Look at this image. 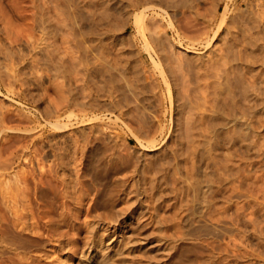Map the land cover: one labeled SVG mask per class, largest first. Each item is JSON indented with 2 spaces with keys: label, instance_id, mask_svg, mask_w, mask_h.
<instances>
[{
  "label": "rangeland",
  "instance_id": "rangeland-1",
  "mask_svg": "<svg viewBox=\"0 0 264 264\" xmlns=\"http://www.w3.org/2000/svg\"><path fill=\"white\" fill-rule=\"evenodd\" d=\"M85 1L88 5L86 9L94 12L93 14L95 15V21H89L87 25L93 24L91 26H95L96 29L93 27L88 33L81 32L79 29L83 22L79 18L80 9L84 8ZM88 1L89 3L87 0H0V74L6 80L8 65H13L17 69L22 68L20 77H24L23 79L27 81L25 85H22V88H26L28 89L27 91L35 94L36 99L40 98V101L33 103H31V99L30 101L23 99L27 102L29 101L31 104L21 105L19 102L12 101L3 90V95L0 92V104L8 107L14 104L18 107L20 106L25 112L43 110L47 105V99H52V102L58 100L57 95L60 92L56 91L55 87L57 86L65 95L73 94L77 98V101H86V98L89 100V97L92 95L95 97L96 91H99L97 92L98 98L102 100L108 101L109 98L106 95L110 92L117 99L119 98L120 109L122 112L126 110L125 113H119L118 115V111L113 113L100 111L99 118L88 120L82 124L75 123L65 133L72 137H86L87 134V137H96L98 139L85 166L84 174L86 179H89L93 184V192L99 191L102 197L113 198L115 203L113 199L111 203L115 208L130 209L138 206L135 198L140 197L145 199L143 200V204L148 210L146 215H149L154 205L150 199V195L156 193L161 195V209L164 218L161 235L165 247L169 246V242L177 241L178 239L176 236L178 227L175 225L178 215L180 216L181 213H184V209L192 207L195 204L194 199L197 198V195H202V192L197 193L195 184H193L195 169L192 163H194V155L200 150L203 151V148L204 150L208 148V145L217 146L216 150H212L206 167L209 177L212 175L211 179L214 182L212 181L211 183L213 187L217 185L216 181L220 180L219 178L222 180L224 177H227L226 173L228 171L224 170V165L228 164L230 166V163H232L233 166L230 167L234 172L240 166V173L242 176L246 175L242 181V202L246 201L247 203V200H251L254 202V204L249 202L250 204L252 203V207L256 208L258 206L257 208H264V125L259 126V128L257 127L260 121H263L264 114L251 118L249 115L241 116L239 113H231L229 109L233 90H237L233 85L238 80L241 83V79H238L241 78V73L239 72L242 69L240 68L246 67L247 70H250L249 74L246 73L248 77L251 74L250 72L258 70L257 72L261 75L260 78L264 80V0H187V2L179 0V2L182 1L180 5L167 7L166 9L167 11L169 10V14L172 17L174 15L173 20L175 21L177 30L180 34L184 33L181 36H185V33L190 35L189 32H191L190 37L194 39H199L201 35L204 37L203 35L205 34H200L198 37L196 34L198 35L201 32L202 25L207 21L212 22L211 28H209L210 31L208 32V34L212 35L213 28L216 29L220 22L225 3L228 2L230 10L228 9L226 25L220 29L216 38L211 41L210 46L204 47L202 44H197L192 51L182 48L179 43V37L174 30H171L167 21L157 16L155 20L163 24L162 28L168 29V33L165 37L163 36L164 41H162L166 45H160L150 37V43L148 44L153 50L152 54L159 58L164 76H161L159 68L150 59L146 48H144L145 43L143 44L141 35L134 25L132 12L128 8V5L125 4L127 2L120 3L115 0L118 5L122 4L120 6H123L122 9L124 11L120 15L117 9L114 8V5H110L109 0H100V2L99 0ZM214 4H217L216 7H219L218 11L213 10L215 8ZM105 6H108L109 9L112 6L113 9L111 8V11L108 10V12ZM114 10L116 15H118L117 17H113L111 14ZM256 14L259 15L257 16ZM94 15L90 17L93 18ZM231 16L235 17V19ZM229 18H232L233 22ZM195 22L198 23L194 24ZM187 25L188 27L190 26L191 31L187 28ZM197 27H199L198 31L192 29ZM184 29H188V31ZM152 46L155 47L153 48ZM162 46L163 50H160ZM86 48L91 52L84 53L83 50H86ZM104 49V53L110 55L107 56L108 58L117 56L119 58L123 57L121 61L125 59V62L123 61L125 65H122L123 62L120 65L127 67V72L124 74L126 77L118 75V80L117 78H111L110 73L112 71H108L109 66H105L104 62H101V64L97 60ZM117 49H121L120 51L123 53L119 51L117 54ZM107 50L116 53H114L115 55H111L112 52L109 54ZM9 51H12L13 54L6 56ZM21 55H25L26 58H22ZM86 55H89V58ZM87 62L89 63L87 64ZM237 63H239L238 66ZM246 63L250 64V66ZM235 66L239 67L238 70L240 69L241 71H236L237 69L233 68ZM85 71L89 72L88 76L85 74ZM23 72L26 74H23ZM116 73L120 74L121 72L119 70ZM90 74L91 77H94L92 76L93 74L96 77L91 78L89 77ZM246 75L245 77L247 78ZM127 77L128 82L131 83L134 91H137L136 93L138 94L133 91L137 96L132 92L130 93L133 95L129 98V105H125L122 102L121 89L117 88L119 87L118 83L123 84ZM109 78L111 79L109 80ZM87 82L88 84H93L88 85ZM78 84L84 86V93L88 94L89 92L90 96L83 95V90ZM13 88L17 90L19 88L18 83H13ZM227 89L231 91H226ZM201 91H205L204 93L208 94L206 102L199 97ZM227 92H230L231 96ZM100 94H103V96ZM208 99L210 101L216 100V103L219 99L217 104H221L217 105L212 101L215 104L213 106L212 102ZM206 107L210 110L208 108L206 110ZM211 109L219 110L218 112L220 113L223 112L221 119L224 126L220 124L216 128L211 129L207 128L206 122L203 121L204 125L203 127L199 126V129L197 126V124L199 125L198 116L196 115L201 112L210 113ZM70 110L72 121L81 116L79 106H72ZM115 113L117 114L116 116ZM140 115L142 118L139 117ZM39 120L31 123L35 127L28 133H31L33 136L43 134L46 139L51 129L45 130L42 127V124L45 123L44 119L41 118ZM195 122L196 125L192 126ZM236 122H240L243 125L249 123L254 128L249 129L244 126L237 128L233 125ZM22 124L25 125L24 123ZM189 124H192L190 128L188 127ZM235 130L236 132H234ZM12 131L14 132V130ZM12 131L10 130V133ZM238 131L239 133H237ZM228 135L230 138H234L229 139ZM238 158L239 161H236ZM240 158L243 159L240 160ZM192 160L193 162H191ZM234 164H236V167H234ZM14 165L10 169L11 174L14 171L24 169L33 170L35 173H38L42 170L51 169L52 157H44L33 162L25 160ZM77 167L76 164H71L69 168L73 177L75 175V168ZM242 167L245 168L241 169ZM39 169L42 170L39 171ZM188 171L191 172L190 175ZM241 171L246 172V174ZM175 174H178V176ZM180 175L182 177H179ZM12 178H14L13 175L7 177L1 176V188L6 186L7 182H12ZM244 183L245 186H243ZM29 186L27 190L28 202H30V207L33 210H51L55 205L59 206V204H38L35 199L36 195L31 190V182ZM61 186L59 188L65 193V197L63 198L66 201L64 205L65 210L71 214L76 211L75 208L80 209L78 218H74L78 228L73 230L71 227L65 226L63 230L67 231L66 233L69 238L76 241L77 247L75 246L74 251L70 253V264H81L80 261L84 259V256L87 254L86 252L90 249L86 246L84 240L85 228L82 221L87 219L85 211L92 203L93 195L87 189V183L81 185L76 183L67 189L61 188ZM234 193L236 194L237 191L234 190L232 196ZM69 194L70 196H68ZM199 205L198 211L191 218L190 225L187 224L182 229V231L186 232V235L181 234L182 238H179L176 242L184 244L178 256L183 261L182 264H264V235H261L262 233H260L261 236L259 233L258 235L251 234L248 224H246L248 227L244 226V228L242 226V228H238L236 225H231L230 227V224L227 223H218L216 220L211 221L210 217H207L210 216L209 213L205 215L207 211L205 203L203 202V204ZM60 208L58 207L59 210ZM233 210L234 207L230 208V211ZM212 213L215 218L219 215L221 218L224 215L219 214L218 211ZM245 213H247V210ZM202 214L204 217H202ZM260 218L262 219V217ZM221 219H224V217ZM245 230L247 232H244ZM0 241L2 242L1 239ZM6 244L8 243L2 242V248L5 250V253L0 254V264H10L11 256H14L11 253L13 250L7 247ZM124 251L125 253L123 252L122 256L125 254L124 257L127 258L124 264H139V259L133 257L134 254H138L136 251L134 253L131 248H126ZM18 254L19 257L30 254L38 258L40 257L36 260L38 264H58L53 254L47 258L41 256V252H37V254L36 252L24 253V255L23 253ZM131 258L132 261H135L134 263L131 261Z\"/></svg>",
  "mask_w": 264,
  "mask_h": 264
},
{
  "label": "bare ground",
  "instance_id": "bare-ground-1",
  "mask_svg": "<svg viewBox=\"0 0 264 264\" xmlns=\"http://www.w3.org/2000/svg\"><path fill=\"white\" fill-rule=\"evenodd\" d=\"M104 1H106V0H104ZM116 1H119L120 3L121 2H123V3L127 2L125 4L128 5V8L132 12L134 25L136 26L137 30L139 31V33L141 35V38L143 40L142 41L143 44L145 43L144 48H146L150 59L159 68V72H160L161 76H164V71L161 68L160 60L157 56H156L157 57L156 58L152 54L153 50H152L151 46L148 44V43H150L149 37L152 38L154 41L158 42L160 45L164 44L162 42V41H164L163 36L165 37V35L168 33V29H166L164 27L162 28L163 24L159 23L160 21L157 22V20H155L157 16H160L162 19H165L167 21L169 27L171 28V30H174V32L179 37V43H180L181 47L187 51H192V50H194V48L197 44H200V45L202 44L204 47L210 46L211 41H213V39L216 38L220 29L222 27H224V25H226L227 19H228V16H227L228 9L230 8V7L228 8V2L225 3L226 5H225V7L221 13L220 22L218 23V26L216 29L213 28L212 35L208 34V32L210 31L209 28H211L210 25L212 22L207 21V22H205V24L203 23L204 25H202L203 28L201 29V32L198 35L195 33L197 37L200 34H205L206 36L203 35L205 38L202 37V35H201V37H199V39L198 38L194 39V38L190 37L191 32H189L190 35L185 33V36H181V34L184 35V33H181V34L179 33V31L177 30V28L175 26L176 25L175 21L173 20L174 15L172 17L171 14H169L170 12H168L169 10L167 11V9H166L169 6L173 7V6H177L178 4L180 5V3L182 1L181 2H179V0H116ZM116 1L115 0H112V1L109 0V3L112 6L114 5V8H116L118 14H120L122 11H124L122 9L123 6L122 7L120 6L122 4L118 5V3ZM185 1L187 2V0H185ZM189 1H191V0H189ZM87 2L89 3L88 0H87ZM99 2H100V0H99ZM183 2H184V0H183ZM106 4H107V2H106ZM216 5L217 4H214V6L216 8V9L213 8L214 11L219 10V7H216ZM83 6H84V8L80 9V16H79V18H81V20L83 21V22L81 21L82 22L81 26H83V27L81 29V26H80L79 29L81 30V32L83 31L84 33H88L90 30L93 29V27L95 28V26H91L93 24L87 25L89 23V21H95V19H94L95 15L93 14L94 12H91L89 9L88 10L86 9V6H88L86 1H85ZM95 6H96V4H95ZM112 6H111V8L113 9ZM106 8H107V11L108 10L111 11L110 10L111 8L109 9L108 6ZM90 9H92V8H90ZM126 10H127V8H126ZM237 10H238V8H237ZM111 14L113 17L118 16V15H116L115 10ZM111 14H109V15H111ZM123 14H125V13H123ZM92 15H94L93 18L90 17ZM211 18H212V16H211ZM232 18L235 19V17H232ZM232 18H229V19L233 22ZM177 19H179V18H177ZM209 19H210V17H209ZM121 20H123V19H121ZM175 20H176V18H175ZM123 21H121V22H123ZM197 23L195 22L194 24H197ZM228 23H230V22H228ZM185 25H184V27H185ZM212 27H213V25H212ZM178 28H179V26H178ZM182 28H183V25H182ZM187 28H189L191 31L190 26L188 27V25H187ZM198 28L199 27L192 28V29L198 31L197 30ZM95 29H94V33H95ZM124 29H126V27H124ZM163 29H164V31H163ZM184 30L188 31V29H184ZM101 32H102V30H101ZM161 32H163V34H161ZM117 39H119V38H117ZM196 40H198V41H196ZM107 45H108V43H107ZM164 45H166V44H164ZM231 48H233V47H231ZM88 49H89V46H88ZM164 49H165V47H164ZM86 50H87V48H86ZM86 50L85 49L83 50L84 53L91 52V51H88V50L86 51ZM120 50L117 49V54L119 53ZM156 50H157V48H156ZM160 50H163V46H162V49H160ZM104 52H105V49H104V51H102L100 53V56L98 57L97 60L100 63L104 62L105 66L106 65L109 66L110 69L108 68V71H110V70L112 71L110 73L112 76L111 78H114V79L117 78V80H118V75H120V77H126L124 74L127 72V67L126 66L123 67L120 65V63H122L125 59L123 61H121L123 59V57L119 58L117 56H115V57L112 56V57L108 58L107 56H110V55H108ZM108 52L110 54V52H112V51L110 50ZM114 53H116V52H112L111 55L112 54L115 55ZM120 53H123V52L120 51ZM159 53H160V51H159ZM12 54H13V52L9 51L8 55L6 54V56H9ZM83 55H85V54H83ZM6 56L4 55L5 58H7ZM231 56H232V53H231ZM21 57L23 58V57H25V55H21ZM86 59H84V60L86 61ZM97 60H96V62L98 63ZM31 62H28V63H31ZM124 62L122 65H125ZM88 63L89 62H87V64ZM238 64L239 63H237V66H238ZM247 65L250 66V64H247ZM240 67H241V65H240ZM84 68H85V66H84ZM218 68H219V66H218ZM233 68L237 69L236 71H239L240 69H242V71L240 70L241 72H239V73H241V78H238V79H241V83L238 80L237 83H234V85L232 84L233 87L237 88V90H239V91H237L235 89H234L235 91L233 90L234 94L232 93V98L230 99L231 101H230V105H229V109H230L231 113H239V114H241V116L249 115L251 118L252 117L256 118V116L263 115L264 114V80L262 78H260L261 77L260 73L257 72L258 70L255 71L253 69L254 72L253 71L250 72L251 74L248 77L246 75V73L249 74L250 70H247L246 67H243L244 69L240 68L239 70H238L239 67L237 68L235 66ZM99 70H97V71L99 72ZM119 70L121 73L120 74L116 73ZM21 71H22V68L17 69L13 65L12 66L8 65L7 72H6V80L4 78H2L3 76H1V74H0V92L3 95L4 94L3 90H4V92H6V95L8 97H10L12 101L19 102L21 105L22 104H24V105L31 104L33 102L40 101L39 100L40 98L39 99L35 98V96H34L35 94L31 93L30 91H27L28 89H26V88H22V85H25L27 81L23 79L24 77L23 78L20 77ZM86 71H87V68H86ZM86 71H85V74L88 76L89 72H86ZM23 74H26V73L23 72ZM33 75H35V74H33ZM245 75L247 76V78L245 77ZM92 76L96 77L95 74H93ZM236 76H237V74H236ZM89 77H91V74ZM94 77H91V78H94ZM111 78H109V80ZM107 80H108V78H107ZM236 81H237V79H236ZM15 82L18 83V85H19V88L17 90H15L13 88V83H15ZM94 83H96V82H94ZM87 84H88V82H87ZM89 84H93V83H89ZM78 85L80 86V84H78ZM235 85H237L238 87ZM118 86L119 87H117V88H120L121 92H122V99H123L122 102L125 105H129V100H130L129 98L133 94L135 96H137L138 95L136 93L137 91L135 92L133 87L131 86V83L128 82V77L125 78L123 84L118 83ZM57 87H55L56 91L61 93V94L59 93L57 95L58 100H55V102H52V99L51 100L47 99V105L43 110H36L34 112H25L22 110V108L20 106L18 107L17 105H14V104H12V106L9 105L10 107L4 106L3 104H0V177L1 176L7 177L10 175L11 176L13 175V177H14L11 180L12 182L9 181L6 183V186H3L2 188L0 186V239L2 240V242L5 241L6 243H8V244H6V246L9 247L11 250H13V252H11V253H13L14 256H11V263L10 264H19V263L20 264H35V263H37L36 260L39 259L40 257L38 258L35 255L30 254L28 256H20L19 257L18 253H23V255H24V253L26 254L29 252H36V254H37V252H41L42 253L41 256L46 257V258L50 257V255L53 254L54 258L58 261V264H70V253H72L74 251L75 246H76V243H75L76 241L69 238L67 233H66L67 231H64L63 228L65 226H69L73 230L78 228L76 226V222L74 221V218L75 219L78 218V213L80 212V209L75 208L76 211L74 213H71V214L65 210L64 205H65L66 201L63 200V198L65 197V193L62 192L59 187H60V185H62L61 188L64 187L67 189L76 183L79 185L87 183V187H88L87 189H89L93 195L92 203L90 204V206H88L87 210L85 211L87 219L85 221L83 220L84 222L82 221V223H84L83 227L85 228V239L84 240H85L86 246L90 249H89V251L86 252L87 256L84 253V255L86 257L84 256V259L82 261H80L81 264L82 263L83 264H124L125 261L127 260V258L124 257L125 254L122 256V253L123 252L125 253L124 249H126V248L127 249L131 248V250H133L134 253H135V251L138 253V254H134V256L133 255L132 256L137 257L139 259L138 260L139 264H182L183 261L178 256H179L181 248L184 244H179L176 242L178 241L179 238H182L181 234L186 235V232L182 231V229H184V226L186 227V225L190 223L192 216L195 215V213L199 209V206H200L199 204H203V202L205 203V206L207 208V211L205 209L206 213L204 211L203 212L205 213V215L207 213H209L210 216H207V217H210L211 221L216 220V222H218V223L219 222L227 223V224H230V227H231V225H236L238 228H242V226L244 227V226H247L246 224H248L249 227L248 226L247 227H248V229H250L251 234L253 233L254 235L255 234L258 235V233H259V235H260V233H262L261 235H264V223H263L264 222V218H263L264 217V208L263 207L257 208L258 206H256V208L252 207V203L254 204V202L251 200L250 201L247 200V203H246V201L242 202L243 201L241 198V196H242V181L246 177V175L245 176L243 175L244 177L242 176V174L240 173V169H239L240 166L234 172V171H232V168H231L233 166L232 163H230L231 167L228 164L224 165V168H225L224 170L228 171L226 173L227 177H224L222 180H221V178H219L220 180L216 181L217 185H215L213 187V185L211 183L213 181L211 179L212 175H210V177H209L208 171L206 170V167H207V160L210 159L212 150H216L217 146L216 145H210V146L208 145L207 146L208 148H206L205 150L203 148V151L200 150L199 152H197L194 155V157H195L194 163H192L194 165V169H195L194 174H193L194 175V183L193 184H195L196 191H198L197 193L202 192L201 193L202 195H200V196L197 195V198L194 199L195 204L192 207H187L186 209H184V213H181L180 216L178 215V217H177L178 220L175 221L176 222L175 225H176V227H178L177 228L178 231H176V236L178 237V239H177V241H173V242L168 241L169 246L165 247L163 245L162 235H161V233L163 231L162 230L163 224H164V218H163L162 209H161L162 208L161 207V199H160L161 195L157 194V193L150 195V199L154 205L152 207V212L149 215H146L148 210H147V207L143 204V200H145V199L140 198V197L135 198V201L137 202L138 206H135V207L130 208V209H128V208H115V206L111 203L114 200L113 198H112L113 199L112 200L111 197H109V198L102 197L101 193L99 191L93 192L94 186L89 179H86L85 174H84L85 166L88 163L90 155L93 152L94 147L98 142V139L96 137L95 138L94 137H87V134H86V137H79V136H76V137L73 136L72 137V136H69V134L65 133L71 127V125H73L75 123L82 124L88 120H91V119L93 120V119L99 118L100 117L99 116L100 111H107L108 113H113L115 111H118V115H119V113H123V112L125 113L126 110L122 112V110L120 109L121 106L119 105V103H120L119 98L117 99L116 96L112 95V93L110 92L106 95L109 98L108 101L102 100V99L98 98L97 92H99V91H96V90H95L96 91L95 97H93L94 95L90 96L89 92H88V94H86V92L84 93V91H85L84 86L81 85L80 88L83 90L82 94L83 95L86 94L85 96H90V97H89V100H87V98H86L85 99L86 101H80V100L77 101L76 100L77 98H75V96H73V94H69L70 96L69 95L67 96L64 94L63 91L62 92L60 91L59 87L58 88ZM233 87H231V88L233 89ZM239 87H240V89H239ZM228 88L230 89V87H228ZM98 89H99V87H98ZM229 89H227L226 91H231ZM132 91L135 92L137 95L135 93H133ZM223 91H224V89H223ZM131 92L133 94H130ZM204 92L205 91H201V94L199 95V97L204 102H206L207 98H208L207 97L208 94L204 93ZM227 93L229 96H231L230 92H227ZM100 95L103 96V94H100ZM104 98H106V97H104ZM23 99H28L29 101L31 99L32 102L30 103L29 101L27 102ZM218 100H217V103L219 102ZM57 101H59V102H57ZM212 101H210V102H212ZM215 101L216 100H214L213 102H215ZM213 102L211 104L214 106L215 104ZM220 104H217V105H220ZM72 106H79V109L81 110V116L79 118H75L76 119L75 121H72L71 115H70L71 114L70 108ZM207 108L208 107H206L205 109L207 110ZM218 111L211 109V112L207 113V114L205 112L198 113L196 116H198L199 125L197 124V126L203 127L204 122H206L207 128H211V129L216 128L220 124L223 125V123H222L223 120L221 119L222 118L221 114L223 112L220 113ZM116 115L117 114L115 113V116ZM40 117L43 118L45 121V123L42 124L43 125L42 127L45 128V130L51 129V131H49L50 134L48 133L46 139H45L43 134H41L39 136H33L31 133L30 134L28 133L29 131L33 130L35 127V126H32L31 123H34L36 121H40L39 120V119H41ZM139 117L142 118L141 115ZM109 120H110V118H109ZM261 121L257 125L258 128H259V126L264 125V119L262 122ZM22 123H24L25 125H23ZM191 125L189 124L188 127L190 128ZM195 125H196V122L192 126H195ZM233 125H235V127H237V128H241V126L247 127L249 129L252 127L254 128V126L252 124H249V123L248 124L246 123L243 125L240 122H238V123L236 122V123H233ZM200 127H199V129H200ZM257 127H255V128H257ZM10 130L11 131L14 130V132L12 131V133H10ZM15 130H16V132H15ZM195 130H196V127H195ZM237 130H239V129H237ZM234 132H236V130ZM237 133H239V131ZM233 138H230V136H229V139H233ZM232 144H234V143H232ZM238 144H240V143H238ZM227 146H228V144H227ZM231 147H233V146H231ZM240 147H242V145ZM145 148L148 149L147 147H145ZM227 149H225V151H227ZM236 153H237V151H236ZM234 154H233V156H234ZM235 155H237V154H235ZM233 156H232V158H234ZM44 157H52V165H51L52 167L50 170L39 169V171L40 170H42V171L35 173L33 170H27V169L25 170L24 169V170H20V171L19 170L14 171L11 174L10 169L13 168V166H15L14 164L24 162L25 160H27L28 162L38 161ZM228 157H230V156L228 155ZM243 158H240V160H242ZM189 159H191V158H189ZM236 161H239V158ZM191 162H193V160ZM191 162H190V164H191ZM231 162H233V161H231ZM71 164H76L78 166L77 168H75V171L73 170L74 174H75L74 177L70 173L71 171H69ZM235 165L236 164H234V167H236ZM221 168H222V166H221ZM243 168H245V167H242L241 169H243ZM224 170H221V171H224ZM244 171H245V169H244ZM244 171H241V172L244 173ZM190 173L191 172H189V175H190ZM244 174H246V172ZM175 175L178 176V174H175ZM179 177H182V176L180 175ZM187 178H189V177H187ZM192 178H193V176H192ZM217 178H218V176H217ZM30 182L32 184L31 190H33V192L35 193L34 194V195H36L35 199L38 202V204H41V205L59 204V206L55 205L51 210H37V211L33 210V208L30 207L31 206L30 202H28V191L27 190L30 187L29 186ZM0 183H2V181H0ZM243 186H245V183ZM210 187L213 189H211ZM234 190L237 191V193L236 194L234 193V195H233L234 197H233L232 192H234ZM66 194H67V192H66ZM68 196H70V194ZM249 202H252V203L250 204ZM261 202H263V201H261ZM108 203H109V205H107ZM114 203H115V200H114ZM180 203H181V201H180ZM105 205H107V206H105ZM255 205H256V203H255ZM255 205H253V206H255ZM3 206L6 208L5 210H4ZM58 207H61L60 210L58 209ZM232 207H234V210L230 211V208H232ZM249 207H251V208L249 209ZM246 210H247V213H245ZM214 211H218L219 214L220 213L224 214L223 216H221V218L224 217V219H221L219 214H218L219 216H216V218H215V216H213L214 214L212 213ZM176 216H177V213H176ZM202 217H204L203 214H202ZM260 217H262V219ZM78 224H80V223H78ZM179 229H181V230H179ZM188 232H190V231H188ZM244 232H247V231L245 230ZM193 233H191V234H193ZM176 236H174V237H176ZM151 238H153V240H151ZM174 240H176V239H174ZM2 242L0 241V254L5 253V250L2 248ZM182 258H183V255H182ZM8 259H9V257H8ZM56 260H55V263H56ZM131 261H132V258H131ZM132 262L134 263L135 261H132Z\"/></svg>",
  "mask_w": 264,
  "mask_h": 264
}]
</instances>
